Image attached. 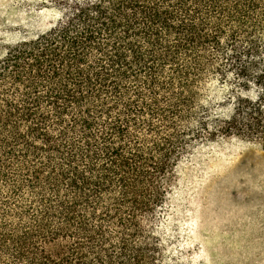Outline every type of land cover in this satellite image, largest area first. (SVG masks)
Returning <instances> with one entry per match:
<instances>
[{
    "label": "trees",
    "instance_id": "trees-1",
    "mask_svg": "<svg viewBox=\"0 0 264 264\" xmlns=\"http://www.w3.org/2000/svg\"><path fill=\"white\" fill-rule=\"evenodd\" d=\"M0 264H166L177 167L264 151V0H9Z\"/></svg>",
    "mask_w": 264,
    "mask_h": 264
},
{
    "label": "rangeland",
    "instance_id": "rangeland-1",
    "mask_svg": "<svg viewBox=\"0 0 264 264\" xmlns=\"http://www.w3.org/2000/svg\"><path fill=\"white\" fill-rule=\"evenodd\" d=\"M9 0H0V20ZM0 24V28H1ZM166 264H264V151L237 136L183 157Z\"/></svg>",
    "mask_w": 264,
    "mask_h": 264
}]
</instances>
